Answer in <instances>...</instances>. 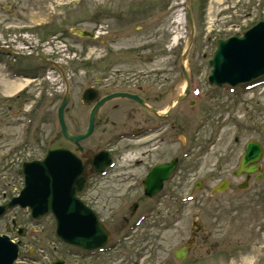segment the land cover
<instances>
[{
  "label": "rangeland",
  "instance_id": "1",
  "mask_svg": "<svg viewBox=\"0 0 264 264\" xmlns=\"http://www.w3.org/2000/svg\"><path fill=\"white\" fill-rule=\"evenodd\" d=\"M185 2L0 0V206L22 191V165L43 160L50 143L61 137L57 111L67 88L71 98L65 114L69 132L78 134L86 129L89 111L81 103V93L87 83L93 82V74L102 71L100 67L90 70L87 65L113 64L117 66L114 70L132 71L136 76L148 74V79L180 80L179 93L186 86L184 65L196 105L190 108L185 103L174 109L182 113L175 121L181 143L190 144L193 153L201 152V147L215 146L207 157L191 161L192 167L228 169L234 164L226 156H211L227 154L231 148L241 151L251 141L264 147V91L249 96L252 103L247 106L242 89H216L208 83L209 62L217 42L242 35L263 21L264 0H191L188 9ZM188 13L194 23V40L184 61L191 33ZM180 20L184 23L180 24ZM74 30L97 33L98 39H82L73 35ZM51 63L62 71L47 72L44 68L40 78L31 84L22 79V71L38 70L37 67ZM86 70L93 74L85 78ZM63 76L70 79L71 85ZM25 86H29L25 97L17 99ZM104 138V132L98 129L81 146L101 148ZM261 165L264 172V159ZM113 179L117 177L92 184L95 190L99 188L96 199L104 198L107 207L96 210L112 233V241L103 252L86 260L85 253L56 238L52 217L33 221L30 210L15 208L0 218V235L21 242L16 264H51L58 258L65 264H184L175 259L174 253L194 233V199L166 201L169 209L164 205L142 224L137 219L155 203L129 198L127 206L120 210L116 197L119 186ZM184 182L181 194L186 195L194 190L195 181ZM254 201L257 203L251 216H263L259 223H264V197ZM135 204L139 209L133 214L129 209ZM215 217L219 241L215 264H264V233L243 207ZM125 219L130 221L129 228L124 226ZM19 229L25 230L24 237L18 235ZM196 254L193 246L189 263L197 260Z\"/></svg>",
  "mask_w": 264,
  "mask_h": 264
},
{
  "label": "flooded vegetation",
  "instance_id": "2",
  "mask_svg": "<svg viewBox=\"0 0 264 264\" xmlns=\"http://www.w3.org/2000/svg\"><path fill=\"white\" fill-rule=\"evenodd\" d=\"M261 21L259 20L258 22ZM97 66L87 65L86 67L94 70ZM101 67L102 69L105 68V70L94 74L90 71L89 74L88 70H86L84 74L85 78L88 75H94L93 82L88 85V89L93 88L98 91V101L113 94L123 93L137 97L142 104L136 99L122 98L109 102L98 113L95 131L98 129L102 130L106 138H104L103 147L100 146L101 148H84L83 156L87 163L86 175L88 179L87 187L83 194V196L86 195V205L99 216L100 214L96 210L97 207L101 206L107 209L106 204L103 202L105 201L104 198L101 200L96 199L95 196L99 194L97 192L99 188L95 190L92 184L99 179L105 180L113 176L117 177L116 180H113L118 182L116 184L119 186H116L118 188L116 189V197L119 199L118 206L120 210L127 206L125 202L129 198L143 199L155 203V206L146 209L137 219L141 220L142 224L151 219L150 217H152L155 210H160L166 204V201L186 200L189 197L194 199V203L197 206L195 230L187 240L186 245L180 248L185 253V258L182 261L184 264H215L217 261L216 254L219 249V241H217L218 219L215 217L218 213L238 212L243 207V211L247 216H250L253 224H260L263 234L264 223H259L263 216H261V219L251 216L257 203L254 200L264 197L263 166L261 165L260 170L262 175L245 174L237 176L235 174L239 170L247 145L241 151L239 148H231L227 154L211 156H226L227 161H231L234 164L231 168L219 170L218 166H214L209 170H203L200 165L197 167L190 166L189 163L191 161H199L207 157L212 150L211 148L215 146L209 145L205 149L201 147V152L193 153L194 149L190 144L181 143L180 130L176 126L175 121L182 113L174 110L168 113V108L172 101L181 95L178 90L181 87V81L165 78L158 79V77L156 79H148L150 76L148 74L136 76V73L121 72L120 70L109 72V69L114 67V65L110 64L101 65ZM31 77L35 80L38 75H31ZM247 86L249 88L244 94V97H246L244 102L248 106L249 103H252L249 101L250 99H247L249 96H256V93L260 94L259 92L264 91V80ZM119 101L120 103L113 104ZM181 106H183V103L177 107L180 108ZM84 107L88 109L90 115L94 106ZM261 112L259 110V114ZM101 151L110 153L113 164L103 175L98 176L93 174L91 161L95 156L94 153ZM171 152H174L172 153L174 154L173 156ZM173 163H175V169L168 180L163 182L160 193L153 198L148 197L144 185L146 179L156 169ZM160 178H162V175L158 172L157 180H160ZM187 179L195 181V187L194 190L183 195L181 194V190L184 187L182 183H185L184 181ZM224 182L227 183V191L213 195L215 188ZM242 187H245V189H242ZM164 208L169 209L166 205ZM138 209L139 206L135 204L129 210L134 214ZM109 213H112V211ZM102 221L110 230L109 224L104 220ZM124 221V226H128L130 221L127 219ZM153 222L156 223V221ZM124 226L122 229L126 228ZM193 246L197 249L198 257L196 254L197 260L193 262L190 260L192 263H189V254ZM95 256L88 254L86 260Z\"/></svg>",
  "mask_w": 264,
  "mask_h": 264
},
{
  "label": "water",
  "instance_id": "3",
  "mask_svg": "<svg viewBox=\"0 0 264 264\" xmlns=\"http://www.w3.org/2000/svg\"><path fill=\"white\" fill-rule=\"evenodd\" d=\"M187 5H190V0H187ZM190 19L192 31L183 60L187 58L194 40V23L191 15ZM73 34L82 38H96L94 33L88 31L75 30ZM209 65L212 71L208 81L210 85L216 87L224 85L235 87L263 76L264 22L245 33L243 37L236 35L230 39L218 41L217 50ZM183 70L188 83L184 66ZM189 92V84H187L184 95L176 102L184 101ZM117 98L136 99L126 94H115L103 99L96 104L91 113L87 132L73 136L68 132L65 122V109L69 102V94L66 93L58 110V120L64 140L53 141L43 161H34L23 165L20 174L24 176L25 187L18 198H14L9 204L0 207V217L15 207L30 209L34 220H41L51 214L56 222V236L65 244L86 251H94L110 242L111 235L98 216L78 198L87 183V164L81 156L83 149L80 143L93 134L95 118L100 108ZM97 99L98 94L94 90L90 89L84 93V103L93 104ZM173 105L172 103L171 107ZM263 156L262 146L251 142L241 161L240 171L236 174H255L260 170L258 164ZM92 164L94 173H103L111 164L109 154L101 152L95 155ZM174 168L175 163L156 169L144 183L146 194L150 197L155 196L161 190L163 181L170 176ZM158 172L162 175L160 180H157ZM224 190H226V184L220 185L214 194ZM19 235L24 236L25 231L21 230ZM20 244L12 243L8 236H0V264H15ZM175 256L177 259L183 260L185 258L184 250H178ZM56 264L62 263L57 262Z\"/></svg>",
  "mask_w": 264,
  "mask_h": 264
},
{
  "label": "bare ground",
  "instance_id": "4",
  "mask_svg": "<svg viewBox=\"0 0 264 264\" xmlns=\"http://www.w3.org/2000/svg\"><path fill=\"white\" fill-rule=\"evenodd\" d=\"M178 22H179L180 24L184 23V21H181V20H180V21H178Z\"/></svg>",
  "mask_w": 264,
  "mask_h": 264
}]
</instances>
